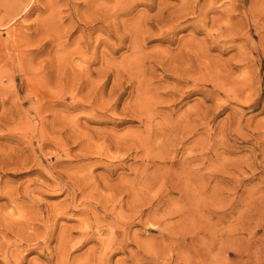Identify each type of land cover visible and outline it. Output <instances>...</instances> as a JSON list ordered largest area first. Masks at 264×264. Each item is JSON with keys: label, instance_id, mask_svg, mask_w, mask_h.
I'll list each match as a JSON object with an SVG mask.
<instances>
[{"label": "rangeland", "instance_id": "1", "mask_svg": "<svg viewBox=\"0 0 264 264\" xmlns=\"http://www.w3.org/2000/svg\"><path fill=\"white\" fill-rule=\"evenodd\" d=\"M188 1L242 27L189 97L172 56L217 30L161 40L182 0H0V264H264V0ZM195 158L190 200L149 186Z\"/></svg>", "mask_w": 264, "mask_h": 264}, {"label": "bare ground", "instance_id": "2", "mask_svg": "<svg viewBox=\"0 0 264 264\" xmlns=\"http://www.w3.org/2000/svg\"><path fill=\"white\" fill-rule=\"evenodd\" d=\"M190 4H191L190 1L182 0L181 6L179 5L178 7L176 6V7L169 8L168 5L163 6V8L161 10H159L157 12V15L155 16V23L157 25L162 26V27H167V32L165 34H163L162 38H161V40H163L164 42H169V43L173 42L175 40V36L179 32L186 31L187 29H190V28L192 29L193 34H199V33L206 31V27L209 24H211V28L217 30V39H214L215 36H213L212 33L206 31L207 32L206 33L207 38L205 40H203V42H197L195 40L190 42L192 44L191 47L194 46V48L196 47V49H197V52L194 53L193 55H191V53H190V50H192V49H190V50L187 49L188 51H186V53H184V51H182V49L187 46V44H185L183 48L181 47L179 49L181 51L178 54H176L175 56H172L173 60L175 61V65H173L171 67V69H172L171 72H172V77H173L175 83L178 86H181V85L184 86L185 84L187 85L189 83L193 84L194 90L190 91V93L187 94V97H189L190 95H192L194 93H199L200 90H197L199 87V82H201L204 86H208L209 84H212L214 86L213 91L219 90L220 87H222L224 85L223 84L224 82L221 81V79L219 78V75L218 74L214 75L212 72V69L209 70L210 69V63L207 64V61L204 60V63H206V64H203L201 62V60L209 58L210 50H214L216 48V46H215L216 42H220L218 39L227 40L226 44L232 42L233 39H231V38H233V36L230 33V31L232 28H233V30L236 29V27L234 28V26L232 25L233 24L232 20L234 19L233 14L236 12V10L234 8H225L223 10V13H221L222 17L220 19L222 20V19H224V17L227 19V21H226V22H228V25H227L228 28H227L226 26H224L222 24V21L220 22V20H218L217 18H209L208 17L209 11L213 10L212 7H209V9L206 10V9L199 8L197 2H195V5H193L192 7H190ZM189 15H194V16H192L191 19H193V20H195V22L196 21L197 22L191 23V21H190V24H189L188 23L189 20L187 19V16H189ZM223 28H225L226 30L224 31ZM239 29L240 28H239V24H238V29H236V30H238V34H239V31L242 29V27L240 30ZM163 30H164V28H163ZM222 30L225 33H223ZM233 34H234V32H233ZM236 35H237V32H236ZM190 43L188 44L189 48H191ZM204 70H205V72H204ZM199 75H200V77H199ZM189 86H191V85H189ZM69 94H70V92H69ZM71 95H73V94H71ZM185 95H186V93H185ZM185 95H183V96H185ZM184 137L185 136L182 137L183 140H184ZM173 152H175V151H173ZM156 159L159 162L163 161L164 165L169 164V161L167 162L168 156H166V155H153V157L151 159H148V161L156 163ZM187 159H188V157H187ZM197 160L199 161L198 158L190 159V161H185V162L180 164V168H182L183 174H185L184 176L178 175L177 171H172V172L171 171H169V172H165V171L159 172L158 171L159 173L154 175L151 178V180L149 181L150 182L149 186L152 187L154 184H160L161 187L167 186L168 187L167 193H166V196H164L166 198H170V197H172V195H178L180 199L190 200L192 198L194 191H196L197 189L196 188L194 189L191 186H188L186 183L187 179L191 178L192 175H194L193 170H190L186 166L188 164L190 165L191 163H193L194 161H197ZM204 161L205 160H203V164L205 163ZM161 163H160V165H161ZM170 164H171L170 167L173 169H174L175 165H179V164H176L174 161H171ZM161 166H159V168ZM156 167L157 166H155V168ZM169 170H171V169H169ZM196 171L199 174L201 172V170L197 169V168H196ZM204 176L209 177V179H212L214 177H219L218 174H215V173L209 174V175H204ZM184 177H186L187 179H183ZM192 179H194V177ZM195 182H197V181H195ZM186 207H184V208H186ZM207 209H208L207 212L211 213L209 211L210 209L209 208H207ZM199 211L200 212L204 211V210H202L201 205H198V207L194 206V208L188 207V209H186V210L185 209L180 210L179 213L181 215V220H189L190 223L184 227L182 232H180L181 230H179V231L177 230L174 233L172 232V237L170 239L171 242H173V238H175L173 236H176V235H179L180 241L182 238L185 239L186 236L196 238L197 230L199 228V223H198L199 220H196L195 217L199 214ZM174 213H177V212H174ZM152 231L157 232L155 228H153ZM176 237H178V236H176ZM180 262H183V258H181Z\"/></svg>", "mask_w": 264, "mask_h": 264}]
</instances>
